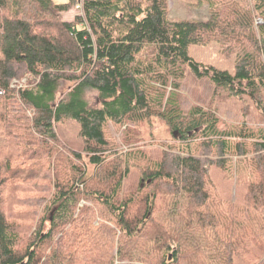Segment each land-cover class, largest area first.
Returning a JSON list of instances; mask_svg holds the SVG:
<instances>
[{
    "label": "trees",
    "instance_id": "trees-1",
    "mask_svg": "<svg viewBox=\"0 0 264 264\" xmlns=\"http://www.w3.org/2000/svg\"><path fill=\"white\" fill-rule=\"evenodd\" d=\"M77 2L0 0V264H264V123L214 103L247 99L264 121V0H204L206 21L170 18L168 0H82L63 20ZM210 40L237 52L233 73L188 55ZM152 118L177 146L109 147L108 123ZM69 122L80 150L58 134ZM228 164L225 197L211 171Z\"/></svg>",
    "mask_w": 264,
    "mask_h": 264
},
{
    "label": "rangeland",
    "instance_id": "rangeland-1",
    "mask_svg": "<svg viewBox=\"0 0 264 264\" xmlns=\"http://www.w3.org/2000/svg\"><path fill=\"white\" fill-rule=\"evenodd\" d=\"M58 1V0H57ZM168 0L169 16L172 19L186 20V21H206L209 18V10L206 2L202 0ZM76 4L67 13H63L62 19L68 22H72L80 14L76 9ZM235 53L225 52L222 45L219 42L210 40L201 45H190L188 48V55L196 62L211 65L221 70H226L230 73L234 72L235 66ZM31 78L24 76L20 79H15L12 82L18 88L30 81ZM69 83H63L60 92L64 93L68 88ZM195 86L196 92H202L201 88ZM199 93V94H200ZM184 96H188L185 91ZM84 100L91 108H98L100 106V100L98 93L93 89H85ZM215 105L219 109V114L223 120L231 123L237 121H246L251 126L263 124L264 121L260 114L254 109L251 102L247 99H226V100H214ZM27 115H32L31 111L28 110ZM61 130H57L58 134L66 143L72 146L76 150H80L81 143L77 137L78 126L73 122L65 123L62 125ZM105 135L109 142V147L112 151H128L131 148L143 150L147 156L152 154L158 155L160 148L177 146L173 132L167 127V125L156 118H152L148 121L142 122L137 126L132 124L118 125L115 123H108L105 127ZM178 137V134H176ZM129 137V140H128ZM87 164L88 174L92 173L93 167L88 164V159H85ZM228 170L232 173L225 172L219 169H213L211 171V178L219 194L227 197L235 195L237 185L235 178H237L233 167L228 164ZM132 173L124 181L123 191L133 190L137 182V172L132 169ZM235 175V176H234ZM239 176V175H238ZM240 191V188H238ZM10 207V206H9ZM25 210V209H24ZM6 216L9 220H12L11 212L6 211ZM36 218L31 219H16V222L20 225H31L35 224ZM23 234H27L28 230L24 227L19 226ZM110 239L106 238L105 242L107 246L110 244ZM25 243V242H24ZM23 243V246L25 245ZM114 251V250H113ZM115 252V251H114Z\"/></svg>",
    "mask_w": 264,
    "mask_h": 264
},
{
    "label": "built area",
    "instance_id": "built-area-1",
    "mask_svg": "<svg viewBox=\"0 0 264 264\" xmlns=\"http://www.w3.org/2000/svg\"><path fill=\"white\" fill-rule=\"evenodd\" d=\"M76 9L80 12V14L79 15H82V13H83V5H82V0H78V2L76 3ZM78 15V16H79ZM0 94H1V92H0Z\"/></svg>",
    "mask_w": 264,
    "mask_h": 264
},
{
    "label": "water",
    "instance_id": "water-1",
    "mask_svg": "<svg viewBox=\"0 0 264 264\" xmlns=\"http://www.w3.org/2000/svg\"><path fill=\"white\" fill-rule=\"evenodd\" d=\"M173 134H174V136H176V133L175 132Z\"/></svg>",
    "mask_w": 264,
    "mask_h": 264
},
{
    "label": "bare ground",
    "instance_id": "bare-ground-1",
    "mask_svg": "<svg viewBox=\"0 0 264 264\" xmlns=\"http://www.w3.org/2000/svg\"><path fill=\"white\" fill-rule=\"evenodd\" d=\"M13 86H15V85L13 84Z\"/></svg>",
    "mask_w": 264,
    "mask_h": 264
}]
</instances>
